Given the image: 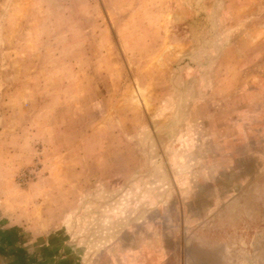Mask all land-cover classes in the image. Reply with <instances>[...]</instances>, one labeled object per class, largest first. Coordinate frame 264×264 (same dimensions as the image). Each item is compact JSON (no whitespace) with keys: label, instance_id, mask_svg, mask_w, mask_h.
<instances>
[{"label":"rangeland","instance_id":"obj_1","mask_svg":"<svg viewBox=\"0 0 264 264\" xmlns=\"http://www.w3.org/2000/svg\"><path fill=\"white\" fill-rule=\"evenodd\" d=\"M0 251L264 264V0H0Z\"/></svg>","mask_w":264,"mask_h":264},{"label":"trees","instance_id":"obj_2","mask_svg":"<svg viewBox=\"0 0 264 264\" xmlns=\"http://www.w3.org/2000/svg\"><path fill=\"white\" fill-rule=\"evenodd\" d=\"M7 234H11L12 233V228H8L4 230ZM0 254H3V252L0 251ZM9 255L15 257V258H22V253L20 251L15 252V251H10L8 252Z\"/></svg>","mask_w":264,"mask_h":264},{"label":"crops","instance_id":"obj_3","mask_svg":"<svg viewBox=\"0 0 264 264\" xmlns=\"http://www.w3.org/2000/svg\"><path fill=\"white\" fill-rule=\"evenodd\" d=\"M6 227L12 228V232H14L16 226L14 224L7 223V226Z\"/></svg>","mask_w":264,"mask_h":264}]
</instances>
